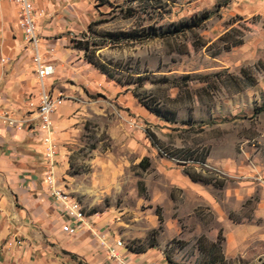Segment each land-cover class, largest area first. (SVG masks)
Here are the masks:
<instances>
[{
    "label": "rangeland",
    "instance_id": "rangeland-1",
    "mask_svg": "<svg viewBox=\"0 0 264 264\" xmlns=\"http://www.w3.org/2000/svg\"><path fill=\"white\" fill-rule=\"evenodd\" d=\"M254 1L44 2L37 19L44 58L53 64V53L67 47L68 63L85 64L74 70L64 64L47 81L58 100L55 174L93 225L123 241L122 261L262 264L264 15ZM203 11L209 15L199 26L162 32ZM151 26L158 35H147ZM79 40L89 41L87 54L106 74L74 47ZM65 68L88 79L79 82ZM37 92L27 99L25 119L0 113L23 120L44 146ZM44 151L39 183L48 193ZM8 239L0 238V264H93L45 239L31 255L26 247L19 255L25 238Z\"/></svg>",
    "mask_w": 264,
    "mask_h": 264
},
{
    "label": "crops",
    "instance_id": "crops-1",
    "mask_svg": "<svg viewBox=\"0 0 264 264\" xmlns=\"http://www.w3.org/2000/svg\"><path fill=\"white\" fill-rule=\"evenodd\" d=\"M253 7L264 15V0H255ZM42 44L45 50V44ZM71 51L65 47L53 53L56 60L50 64L52 76L59 73L64 64L72 70L85 67L84 63H68ZM69 69L64 71H70L68 75L77 77V81L88 79L82 71ZM36 89L32 49L23 38L16 6L11 0H0V110L25 119L27 99L36 100ZM43 149L32 132L10 126L0 119V238H9L8 242H12V238H25L21 241V249L16 251L19 255L25 247V255H31L32 247L43 244L45 239L55 248L83 255L90 263H114L106 252H101L104 257L98 252L103 249L98 241L100 250L91 244L89 231L81 230L73 235L61 231V215L39 183Z\"/></svg>",
    "mask_w": 264,
    "mask_h": 264
},
{
    "label": "built area",
    "instance_id": "built-area-1",
    "mask_svg": "<svg viewBox=\"0 0 264 264\" xmlns=\"http://www.w3.org/2000/svg\"><path fill=\"white\" fill-rule=\"evenodd\" d=\"M17 9L19 17V25L23 33L25 42L32 49V61L34 64L35 75L38 86V100L36 109L41 120L42 141L44 143V156L47 160V171L44 175V181L49 196L55 203L59 214L62 218L61 231L73 235L78 231H89L98 241L99 245L106 251L109 259L120 264H131L130 262L122 261L121 248H124L123 241L118 238L110 237L108 231H100L91 223L84 212L78 210V199L66 191L58 182L55 174L56 144L53 141V115L56 113L57 97L51 91L48 79L53 74L52 65L48 64L43 56L40 47V38L37 30V19L44 13V2L46 0H11ZM0 119L10 126L21 127L23 120H18L4 113H0Z\"/></svg>",
    "mask_w": 264,
    "mask_h": 264
},
{
    "label": "trees",
    "instance_id": "trees-1",
    "mask_svg": "<svg viewBox=\"0 0 264 264\" xmlns=\"http://www.w3.org/2000/svg\"><path fill=\"white\" fill-rule=\"evenodd\" d=\"M102 3V2H101ZM209 15V12L208 11H203L201 14H195L193 16L190 17V19L188 20H182L178 23H174L172 25V28L171 29H166L162 32H165V33H169L170 35H173L179 31H183V30H186V29H192L194 27H197L199 26V24L208 17ZM234 28H231V30L229 31H226L225 32V36H228L230 34V31H233ZM147 35H158V32L156 30V28L154 27H150L148 32H147ZM241 42V41H239ZM89 41L88 40H84V41H77L76 44L74 45L75 48H78V49H82L84 51V56L86 58V60L92 64H94L96 67H98L103 73H107L106 72V67L105 65L103 64H100L99 62H97V60H95L93 58V56H90L87 54V51L89 49ZM108 75V74H107ZM109 77H111L109 75ZM143 105L149 109L150 111H152L155 115L157 116H160L162 117L165 121H170V122H173V119L171 116H169L168 112H164V111H161L160 109H153L151 108L148 104H145L143 103ZM262 109L259 108L258 111H261ZM204 159V158H202ZM189 177L192 179V180H201L203 182H210L212 181L210 178H207V177H203L201 174L197 173V172H193V173H190V172H187ZM213 184L217 185V186H222L223 185V182H219V183H216L214 182ZM159 219L161 220V217L159 215ZM262 264H264V260L262 262Z\"/></svg>",
    "mask_w": 264,
    "mask_h": 264
},
{
    "label": "bare ground",
    "instance_id": "bare-ground-1",
    "mask_svg": "<svg viewBox=\"0 0 264 264\" xmlns=\"http://www.w3.org/2000/svg\"><path fill=\"white\" fill-rule=\"evenodd\" d=\"M81 205H80V203L78 202V210H81Z\"/></svg>",
    "mask_w": 264,
    "mask_h": 264
}]
</instances>
